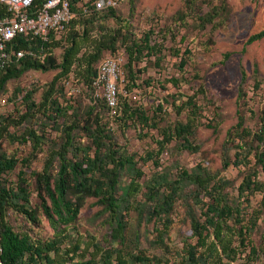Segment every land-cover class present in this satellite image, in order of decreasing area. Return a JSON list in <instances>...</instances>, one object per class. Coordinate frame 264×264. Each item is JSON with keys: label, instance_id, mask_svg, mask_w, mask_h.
Masks as SVG:
<instances>
[{"label": "rangeland", "instance_id": "rangeland-1", "mask_svg": "<svg viewBox=\"0 0 264 264\" xmlns=\"http://www.w3.org/2000/svg\"><path fill=\"white\" fill-rule=\"evenodd\" d=\"M114 10V15L96 18L87 15V20H77L73 26L69 24L56 39L59 43L52 48V54L58 63L61 62L65 48L75 36L81 46L78 58L100 52L92 64L97 71L101 60L112 54L109 48L100 46L115 37L116 54L124 58L119 82V110H123L125 100L133 107L141 105L149 115L158 114L155 118L160 129L142 128L136 119L122 121L123 113L120 117L113 115L104 99L86 82L78 61L70 73L73 75L58 80L54 97L58 96L64 112L55 117L56 124L42 107L27 118L22 119V116L27 111L26 92L32 90L33 99L40 104L60 68L47 71L31 68L10 79L0 93V125L9 117L22 123L9 125V133L0 130V147L9 156L20 160L5 177L14 183L19 171H26L31 190L30 207L35 211L36 219L29 220L11 208L7 220L16 230L30 232L38 242L57 237L60 253L55 256L52 251L51 254L65 264H76L92 257L103 262L107 250L113 252V264H119L117 250L127 264H132V256L139 252L157 258L158 264H185V242L196 241L192 235L191 213L201 221L205 220L203 209L196 202V194L200 193V198L205 201L212 200L201 185L210 183L211 186L226 179L228 183L220 194L222 202L245 207L247 202L240 197L238 187L248 171L260 168L255 158L258 143L253 136L244 141L249 161L244 160L239 166L232 163L236 152L241 149L238 141L230 140L229 130L237 123L239 111L245 126L252 131L260 127L264 109V38L250 44L247 40L264 28V0H120ZM133 40H147L154 45L151 50L144 48L140 58L133 62L134 83L127 72V45ZM226 53L230 56L226 57ZM182 57L187 58L183 68L179 66ZM173 78L178 79V84L171 81ZM258 82L259 87L256 86ZM194 94L201 106L196 131L191 136L194 148L182 149L172 138L159 151L157 140L164 138L162 130L167 132L176 121L188 119L189 108L184 105ZM94 117L100 118L112 142H116L123 152L137 153V159L146 152H154L159 159L158 165L153 160H139L138 166L144 171V175L137 179L141 188L129 197V205L122 203L118 210V215H123L124 229L121 233L116 232L117 236L114 231L116 214L106 209L98 196L86 197L77 219L69 225L53 223L40 206L37 174L44 171L56 174L59 157L55 152L64 140L63 126L75 124V146L69 150L68 157L74 158L75 152L80 156L85 153L93 156L95 146L82 126ZM29 128L46 132L38 147L32 140L21 143L20 139L10 136V133L20 136ZM28 157L30 164L25 166L21 160ZM226 162L230 164L226 166ZM183 169L190 175L183 177ZM257 170L258 178L264 181L263 171ZM163 171L171 174L173 179L182 178L183 183L173 223L160 236L158 228L162 229L163 225L156 218H148L146 207L149 200L145 185L152 174ZM198 175L200 178L197 179ZM131 180L129 171L122 169L114 193L118 201H122L124 187ZM46 198L51 204L48 195ZM254 208L260 209L261 213L252 232V244L245 248L240 246L239 236L235 235L232 246L239 252L232 264H264V191L251 196V205L246 210L251 212ZM211 240L212 237L209 242ZM76 245L80 246L78 250ZM200 250L210 251L205 247ZM223 260L227 261L224 257Z\"/></svg>", "mask_w": 264, "mask_h": 264}, {"label": "trees", "instance_id": "trees-1", "mask_svg": "<svg viewBox=\"0 0 264 264\" xmlns=\"http://www.w3.org/2000/svg\"><path fill=\"white\" fill-rule=\"evenodd\" d=\"M71 8L75 13L70 24L72 26L77 20H87L85 16H97L112 14L114 15L115 7H107L102 10L96 9V0H69ZM44 0H35V4H42ZM81 4V5H79ZM79 16H77L76 12ZM104 13V14H102ZM89 21V20H88ZM69 26V25H68ZM264 38V28L252 34L247 43H253ZM57 37L51 35L50 40H42L40 38H31L22 41L20 47L25 49V54L21 58L13 57L8 63L0 67V93L3 91L6 83L12 79L24 74L31 68L50 70L60 68V72L56 74L51 81L49 88L44 93L43 101L38 104L33 99V91L28 90L24 95L27 102V111L22 116V119L27 118L31 112L38 108H43L47 116L53 119L56 124L55 117L64 112L63 106L58 100V96L54 97V93L58 90V80L62 77H70L73 72V65L78 61L83 69V75L90 88L93 89V81L97 75L96 69L93 67V62L98 59L100 52L95 54H83L78 58V53L81 46L78 45L75 36L71 39L70 45L65 48L63 59L57 62L52 54V48L59 43ZM116 38L111 37L107 43L100 47H107L111 50L112 55H117ZM145 42V43H144ZM144 43V44H143ZM147 48H154L147 40H133L130 45H127L129 52V62L127 65L128 77L131 81L135 79L133 62L140 58V53ZM230 53H226L229 57ZM83 64V65H82ZM187 64V58L182 57L179 66L183 68ZM243 81L245 80V72L243 71ZM70 74V75H69ZM173 83L178 84V79L173 78ZM259 82L256 86L259 87ZM196 94L189 96L185 103V107L189 108V117L186 121H176L174 126L170 127L164 133V138L157 140L159 151L164 149L165 142L175 139L176 143L182 149H193L191 136L195 133L197 127L198 115L201 112V106L195 99ZM105 102V101H104ZM105 105L107 106L106 102ZM123 110H119V106L113 111L108 107L110 112L120 117L122 121L136 119L142 128H157L159 121L156 115H149L148 111L141 105L133 107L126 100L123 103ZM260 127L256 131H252L244 125L245 120L239 111V119L235 126L229 130V138L231 141H238L239 149L235 154V159L232 163L239 166L243 161H249V156L245 153L246 146L244 141L250 136L258 143V149L255 152L256 164L260 168H255L253 171H248L239 185L240 197L246 201L247 205L241 207L240 204L231 206L226 202H222L221 195L223 188L227 185L228 180L222 179L221 182L210 186L206 183L202 186L205 192L209 193L212 200L205 201L200 198V193L196 194V202L202 207L205 220L201 221L193 213H191L192 235L196 237L195 242H185L184 257L185 264H232L236 258L238 248L232 246V240L235 235L239 236V245L246 247L252 244V232L256 228L260 218V209L254 208L251 212H247V206L251 205V196L258 192L264 191V181L257 176L260 169L264 173V109L261 112ZM22 123L16 118H5L1 121L0 130L8 132V127L11 124ZM75 124L63 126L64 140L56 155L59 157V168L56 174L44 171L43 174H37L38 195L41 198V207L45 214L53 223L61 222L69 225L78 217L81 207L84 204L86 197L98 196L100 201L104 203L106 209L116 214L117 226L114 229L121 233L124 229L122 222L123 215H118V210L121 209L122 203L129 205V197L133 193L138 192L141 188L138 178L144 175V171L138 166L139 160L147 162L153 160L156 165L159 164V159L154 152H146L144 156L137 159V153L123 152L121 147L112 142V139L105 131V126L101 123L99 117H94L87 121L82 127L86 130L87 135L91 138L95 146L93 156L89 154L79 155L75 152V157H68V152L71 147L75 146V138L73 130ZM9 133V132H8ZM46 132H38L35 128L25 130L20 136L10 133L13 138L20 139L21 143L33 141L35 147L39 146L43 141ZM20 137V138H19ZM76 149H79L76 146ZM159 153V152H158ZM249 153V152H248ZM159 154H157L158 156ZM19 158L9 156L0 147V264H65L64 261H59L55 256L60 253V243L55 237L47 242L36 241L30 232L26 230H16L14 226L7 220L9 210L27 216L29 220L36 219L35 211L30 207L31 190H29L26 171L21 169L17 174L16 182L8 180L5 175L14 170L19 163ZM22 164L28 166L30 159L23 158ZM230 162H226L228 166ZM127 169L132 176V180L124 187L122 201H118L114 193L119 182V177L122 169ZM182 176H189L186 169L182 170ZM200 175L197 176V179ZM196 180V177H195ZM183 179H173L171 174L166 171L155 172L146 181V197L149 204L146 207L148 218L156 220L163 225V228H158L159 235L162 236L171 224L173 223V214L178 198L182 195ZM214 190V192H212ZM50 199L48 203L46 195ZM241 203V202H240ZM212 235V236H211ZM212 237L211 242L209 238ZM116 238V237H115ZM78 250L80 246H75ZM210 250L208 253L203 252L200 248ZM52 251L55 256H52ZM254 251L256 249L254 248ZM117 261L119 264H127L122 258L119 251H116ZM104 260H95L93 257L85 260H79L76 264H113L112 250H107L104 253ZM132 264H158L157 258L147 256L139 252L134 254ZM223 257L227 261L223 260ZM73 259V257L71 258ZM164 264H169L165 262Z\"/></svg>", "mask_w": 264, "mask_h": 264}, {"label": "built area", "instance_id": "built-area-1", "mask_svg": "<svg viewBox=\"0 0 264 264\" xmlns=\"http://www.w3.org/2000/svg\"><path fill=\"white\" fill-rule=\"evenodd\" d=\"M119 3L120 0L95 2L98 10L116 8ZM74 14L69 0H44L40 5L35 4V0H0V67L13 57L24 56L25 49L20 47L22 41L31 38L47 41L51 35L58 38L67 29ZM123 61L120 54L106 56L99 63L93 81L96 94L113 112L119 106Z\"/></svg>", "mask_w": 264, "mask_h": 264}]
</instances>
